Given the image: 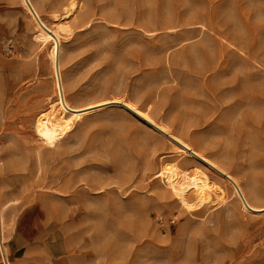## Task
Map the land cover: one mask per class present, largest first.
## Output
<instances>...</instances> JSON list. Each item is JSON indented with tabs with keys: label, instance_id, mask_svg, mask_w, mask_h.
<instances>
[{
	"label": "rangeland",
	"instance_id": "rangeland-1",
	"mask_svg": "<svg viewBox=\"0 0 264 264\" xmlns=\"http://www.w3.org/2000/svg\"><path fill=\"white\" fill-rule=\"evenodd\" d=\"M35 2L50 25L76 3L62 36L72 105L120 98L151 106L157 122L264 205V101L238 103L231 129L220 131L206 91L228 88L235 74L240 88H264V0ZM35 36L21 1L0 0V201L21 199L8 211L6 244L21 225L39 236L16 264H264V214L245 212L231 186L225 201L184 209L153 178L163 161L188 168L192 160L121 107L77 122L71 150L39 163L34 117L56 95L52 46ZM194 50L206 68L225 61L228 72L197 75Z\"/></svg>",
	"mask_w": 264,
	"mask_h": 264
},
{
	"label": "bare ground",
	"instance_id": "bare-ground-1",
	"mask_svg": "<svg viewBox=\"0 0 264 264\" xmlns=\"http://www.w3.org/2000/svg\"><path fill=\"white\" fill-rule=\"evenodd\" d=\"M20 1L34 24L35 39L41 43H50L52 46L50 61L56 98L34 117L35 138L33 141L37 143L36 153L39 163L42 164L47 152L63 154L71 150V139L74 136L73 130L77 122L83 121L92 112L107 107H121L162 135L165 132L168 135L165 137L175 146L180 155L188 156L189 160H192L193 163L188 168H182L177 162L169 165L163 161L153 178L154 180L158 179L154 186L159 187L163 193L175 196L184 209L196 213L201 206H206L214 198L225 201L230 197L228 187L231 186L233 196L237 197L245 212L255 215L264 214V205H259L254 201L252 194L245 191L238 178L182 137L173 133L167 125L157 122L151 115V106L141 109L135 103L120 98L105 100L85 107L72 105L67 97L62 71V36L70 30L69 18L76 8V3L72 2L65 14L56 15L54 17L56 24L50 25L42 17L35 0ZM188 59L190 64L197 69V75H203L204 70L208 71L212 68L225 74L229 69L225 61L214 65H211V61H209L208 68H206L203 59L195 50L188 56ZM243 84L242 76L235 74L232 81L226 82L225 85H228V88H206L211 103L214 104V112L211 117L215 118L214 123L220 131L228 132L231 129L232 110L238 103L253 104L264 101V88H240ZM252 167L253 174L248 175V178L254 182L258 176V167L256 165ZM160 181L164 182V188L160 187ZM20 203V198L9 199L4 203L0 201V229L3 232L2 239L9 264H16V262L10 259L9 248L6 244V230L9 225L7 214L13 206Z\"/></svg>",
	"mask_w": 264,
	"mask_h": 264
},
{
	"label": "crops",
	"instance_id": "crops-1",
	"mask_svg": "<svg viewBox=\"0 0 264 264\" xmlns=\"http://www.w3.org/2000/svg\"><path fill=\"white\" fill-rule=\"evenodd\" d=\"M23 222V220H22ZM21 225V224H20ZM2 231V230H1ZM38 234V233H37ZM35 234L34 230L25 231V228L21 225L20 229H15L8 243L9 257L14 262L19 260H27L33 252H35L39 236ZM3 236V232H2ZM1 240V233H0ZM0 264H3V254L0 250Z\"/></svg>",
	"mask_w": 264,
	"mask_h": 264
},
{
	"label": "built area",
	"instance_id": "built-area-1",
	"mask_svg": "<svg viewBox=\"0 0 264 264\" xmlns=\"http://www.w3.org/2000/svg\"><path fill=\"white\" fill-rule=\"evenodd\" d=\"M0 233H1L0 250L2 251V254H3V264H9V258H8V261H6V259L4 258L5 247H4V243H3V239H2V231ZM5 251H6V249H5ZM6 253H7V251H6ZM7 257H8V255H7Z\"/></svg>",
	"mask_w": 264,
	"mask_h": 264
},
{
	"label": "water",
	"instance_id": "water-1",
	"mask_svg": "<svg viewBox=\"0 0 264 264\" xmlns=\"http://www.w3.org/2000/svg\"><path fill=\"white\" fill-rule=\"evenodd\" d=\"M151 125V124H150ZM151 126H153V125H151ZM154 128H156L157 129V127H154ZM159 130V129H158ZM161 131V130H160ZM161 132H163V131H161ZM163 134H164V136L166 135V136H168L165 132H163ZM0 232H1V229H0ZM4 258L6 259V261H8V257H7V253H6V251H5V249H4Z\"/></svg>",
	"mask_w": 264,
	"mask_h": 264
}]
</instances>
